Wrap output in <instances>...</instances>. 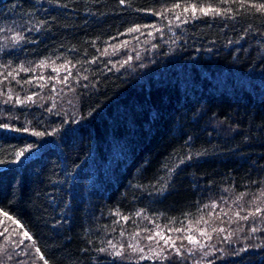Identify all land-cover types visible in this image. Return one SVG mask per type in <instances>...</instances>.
<instances>
[{"label": "trees", "instance_id": "16d2710c", "mask_svg": "<svg viewBox=\"0 0 264 264\" xmlns=\"http://www.w3.org/2000/svg\"><path fill=\"white\" fill-rule=\"evenodd\" d=\"M259 2L264 0H249L242 8L239 0L219 5L215 0H0V65L11 64L0 73L21 63L36 69L16 76L32 84L21 86L8 77L0 91L10 88L14 98L40 94L35 104L23 106L4 104L6 96H0V122L51 133L34 137L0 130V160L5 161L0 206L7 205L5 210L20 221L0 215V232L8 229L0 236V264H43L34 258L36 247L50 264H153L130 247L148 252L145 229L179 227L200 216L209 221V231L218 226L226 232L212 233L207 241L205 251L214 255L197 251L189 257L184 251L183 264H264V247L254 246L264 231L250 233V225L264 229L261 217L253 225L251 218L233 215H246L254 199L264 207L259 196L264 187V14L250 6ZM176 3L179 9L159 15ZM190 3L197 9L231 7L235 18L197 11L200 18L191 19V10L183 11ZM41 20L46 22L36 31ZM136 26L139 32L128 33ZM16 31L26 37L19 45L9 39ZM124 41L127 46L114 54L111 46ZM104 48L107 55H101ZM47 57L57 66L72 60L70 87L55 81L37 86L46 83L36 79L41 75L61 80L66 75L63 69L37 67ZM93 57H98L95 64L86 63ZM85 75L88 80L76 83L75 77ZM25 141L39 147L19 164L10 163ZM188 155L193 158L187 160ZM161 183L167 185L162 194ZM241 193L246 195L238 200ZM213 203L218 207H204ZM141 211L149 218L137 215ZM197 227L204 225L193 223ZM229 234L231 245L224 239ZM164 235L184 233L165 228ZM108 241L124 245L126 258L96 251ZM176 244L182 251L192 247L186 240ZM245 245L250 246L246 252L232 255V249ZM151 246L159 247L155 240ZM22 251L28 255H18ZM164 264L181 262L172 255Z\"/></svg>", "mask_w": 264, "mask_h": 264}, {"label": "snow or ice", "instance_id": "6c2138e0", "mask_svg": "<svg viewBox=\"0 0 264 264\" xmlns=\"http://www.w3.org/2000/svg\"><path fill=\"white\" fill-rule=\"evenodd\" d=\"M199 2V0H198ZM235 2V0H215V3L217 5L219 4H229ZM121 4L125 3V0H120ZM249 3V0H239V4L240 6L243 8L244 6H246ZM252 8L256 9L257 12L264 14V2H259V3H251L250 5ZM181 7V5L179 3H176L172 6V8L169 9H162L159 13V15H164L165 12H174L175 9H179ZM189 10H191V12L193 13L191 19H199L200 16L196 15L197 11H199V13H201L204 16L207 15H213V16H223L225 18H232L234 19L235 16L233 14L232 8L231 7H227V8H220V7H213L212 4H206L205 6H201L199 9H197V5L196 3H190L187 4L184 8L183 11L184 12H188ZM176 19L179 20L180 19V15L177 14L176 15ZM188 17L184 18V23L188 22ZM46 21H38L37 25L34 26L36 31H39L40 27L43 26V24ZM169 23H171V21H169ZM143 27H152L156 30H160L159 28H157V25L152 24V25H143ZM141 26H136V27H131L129 28L127 31L128 33H133V32H139L140 31ZM28 31H33L32 28H29ZM124 33H121V35H123ZM152 33H149V35H151ZM14 44H21L22 41H25L26 37L23 33H21L20 31H16L15 35H12L9 38ZM113 39H116V37H113ZM32 42V41H29ZM93 45L95 44V41L92 42ZM128 44V41H124L121 45H112L111 47L113 48V53L115 54L116 51H118V49L120 47H126ZM74 50V49H73ZM97 51H100L99 49ZM108 48H104L103 52H101V55H107L108 54ZM59 59V57H57ZM98 57H93L91 60L86 61V63H90V64H95L97 61ZM132 59V57H127L124 61H122L121 63L123 64H127L130 60ZM49 60H51V57H47L44 60L39 61V63L37 64V67L43 68V67H51L53 72H59L60 69H63L66 72V75H64L63 79H59L58 77H53V76H49V77H43L42 75L37 77L36 79L38 80H45V85H37L40 87L46 86V84L50 81H55L56 83H63L66 86L68 85V81L69 78H72V71L71 68L74 67L75 65H73L72 60H67L66 62L62 63L61 65L57 66L55 61L52 60L51 64H49ZM77 63H80V61H77ZM109 63H111V61H109ZM0 67H7L10 68L11 64H7V65H0ZM113 67H115V65H113ZM36 69L32 68V67H25V65L23 63L19 64L15 69H13L12 71H7L6 74L5 73H0V75L4 76V80H0V83H4L8 77H11L13 80L16 81L17 84L23 86V84H32L33 81L32 80H18L16 79V76L20 73V72H24V73H28V72H34ZM76 80V83H80V79L83 80H88V77L85 75L83 77H75L74 78ZM85 88L88 87L87 84L83 85ZM53 92L57 91L56 88H52L51 89ZM40 95L39 93H33L32 95H26L25 97H20L19 95H17L15 98L12 95V89H8L7 93L0 91V96H6V99L3 100L4 104H10V103H18L21 106L27 104V103H33L35 104V97ZM47 111L52 112V108L47 109ZM16 119H19V116L16 117ZM0 120H2V118H0ZM30 123V122H29ZM0 130H5V131H10V132H14L17 134H24V133H29L31 134V136L34 137H44L46 134L47 135H51V133H46L45 131H35V130H30L29 127L27 126H21V127H15L7 122H0ZM25 147L20 148L17 152H16V159L14 161H10V163H16L19 164L21 162L20 158L24 157L27 158L25 156L26 153H32L35 149H37L39 147V145H37L34 141L33 142H27L25 141ZM193 157L191 155H188L186 157L187 160H191ZM184 158L181 159V163H184ZM5 161L4 160H0V164H4ZM165 167H167V165H165ZM170 172L172 171L171 169L169 170ZM264 183V182H262ZM167 188L166 184L161 183L160 186V193L162 194ZM246 195V193H241L240 196L238 197V200L243 199V197ZM253 196H255V194H253ZM259 196L261 200H264V187H262L260 189L259 192ZM253 209L251 211H248L246 215L241 216L240 211H236L233 213V215L239 219V220H249L250 218L253 221V225H255V218L257 216L261 217V221L264 222V207H261L260 204L254 199L253 200ZM5 207H7V205L5 206H0V215L6 217L8 220H12L14 223L19 224L20 221L19 220H14L13 216L9 214V211L5 210ZM205 208L211 207L212 209H215L216 207H218L217 204L213 203L211 206L209 205H204ZM116 215H120L122 220L127 222L129 217L126 215H123L122 213H119V211H117L115 213ZM137 215H141L144 216V213L138 212ZM209 216L212 215V213L210 212L208 214ZM224 215H228V212L225 211ZM145 219H148L149 217L144 216ZM187 219V218H186ZM231 219V218H230ZM175 223V222H173ZM193 223H195L196 225H200L203 224L204 227H197L196 229H193ZM179 227H169V226H165V228L167 229V231L169 233L171 232H177V233H184L183 236H177L175 238H173L171 235H164V231L165 228H162L161 225L156 224V228L155 229H145L146 232L149 233V235L146 237V239L149 241V246H148V252H145V248L144 247H140L139 245H130L131 247V251L133 253H140V259L141 260H150L153 262V264H155L156 261H160V264H164V261L170 260L172 255H175L177 257L180 258V262L181 264H183V261L185 260L184 257V251H186L188 253V256L191 257L193 256L197 251L203 253V255L207 256L209 254H213L214 253H208L205 251V248L208 247L207 241H210L212 239V233H220L223 234L226 232L225 228H221L218 226H214L211 228V231H209V221L207 219H205L204 216H200L198 218L195 219V221L192 220H187V222L185 223V221H181L180 222ZM21 227H23V225H20ZM8 229L5 228L3 232H0V236H3L5 232H7ZM195 232L199 233V237L203 238V240L199 239L195 234H193ZM258 231H264V229L260 228L259 226H252L250 225V233L251 234H256ZM123 235V233H121ZM138 235V234H137ZM23 236L25 238H27L28 240L32 241V245H35L36 240L33 238L32 235L29 234L28 231H24L23 232ZM157 237L159 239H157ZM135 238V237H133ZM225 240L228 241L229 245L232 244V240H231V234L227 235L224 237ZM249 239H252V235L249 236ZM155 240L156 241V245H160V241H163V245L159 246L158 249L154 248L151 246L152 241ZM176 240H180L181 244H183V241L186 240L188 245H191V248H184V250L182 251L180 247H177L176 244ZM21 243H23V241H21ZM32 245H28V247H31ZM257 248L260 247H264V239L261 240L260 244L258 245H254ZM248 245H245L244 247L240 248V249H232V255H239L241 252H246L248 250ZM111 249V251H110ZM85 251H87V249H85ZM96 251H98L99 253H105L108 256L112 257L113 259H115L116 257H119L121 259H125V254H124V245H120L119 247H117L116 244H113L112 241H108V247H99L96 249ZM222 252H224V249H221ZM35 253L39 254L38 256H35V259H39L43 261V264H50V260L46 259L44 257V255L41 253V249L39 247L35 248ZM225 254H227V252H225ZM18 255H24L27 256L28 253L27 252H20L18 253ZM18 264H27V261H19ZM195 264H200L199 261H196ZM212 264H215V261H212Z\"/></svg>", "mask_w": 264, "mask_h": 264}]
</instances>
